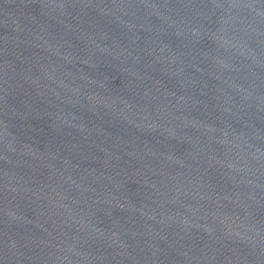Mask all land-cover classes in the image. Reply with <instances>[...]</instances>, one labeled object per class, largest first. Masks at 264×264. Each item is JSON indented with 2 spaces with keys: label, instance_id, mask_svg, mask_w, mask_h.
<instances>
[{
  "label": "water",
  "instance_id": "water-1",
  "mask_svg": "<svg viewBox=\"0 0 264 264\" xmlns=\"http://www.w3.org/2000/svg\"><path fill=\"white\" fill-rule=\"evenodd\" d=\"M0 264H264V0H0Z\"/></svg>",
  "mask_w": 264,
  "mask_h": 264
}]
</instances>
